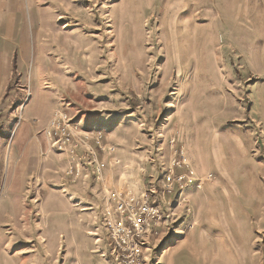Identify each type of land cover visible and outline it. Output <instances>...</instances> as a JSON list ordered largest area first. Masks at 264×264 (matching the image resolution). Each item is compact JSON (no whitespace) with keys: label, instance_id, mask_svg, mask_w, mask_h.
<instances>
[{"label":"rangeland","instance_id":"rangeland-1","mask_svg":"<svg viewBox=\"0 0 264 264\" xmlns=\"http://www.w3.org/2000/svg\"><path fill=\"white\" fill-rule=\"evenodd\" d=\"M60 2L44 85L75 136L27 178L0 165V264H115L107 212L144 191L169 216L146 264H264V0ZM178 160L201 185L161 195Z\"/></svg>","mask_w":264,"mask_h":264},{"label":"crops","instance_id":"crops-1","mask_svg":"<svg viewBox=\"0 0 264 264\" xmlns=\"http://www.w3.org/2000/svg\"><path fill=\"white\" fill-rule=\"evenodd\" d=\"M43 1L46 2L44 7ZM72 1L69 6H77V0ZM48 4L54 8L61 2L0 0V135L6 140L0 147V165L5 163L11 176L14 166H19L26 178L38 172L43 159L51 153V137L46 131L61 101L60 96H56L59 89L54 91L53 84H44L46 78L53 83L56 79L59 86L62 81L58 74L46 75V40L51 36L50 26L54 28L58 21H54V15L51 19L48 9H44ZM67 19L68 22L77 21L70 14ZM49 88L54 90L48 91ZM198 232L196 228L192 240L205 238ZM183 255L181 253V259Z\"/></svg>","mask_w":264,"mask_h":264},{"label":"built area","instance_id":"built-area-1","mask_svg":"<svg viewBox=\"0 0 264 264\" xmlns=\"http://www.w3.org/2000/svg\"><path fill=\"white\" fill-rule=\"evenodd\" d=\"M71 124V119L63 109L56 108L53 111L46 132L47 136L51 133L61 135L63 140L60 138L55 141L57 147L68 141V136H75L73 130L76 127L72 129ZM181 164L185 163L179 160L173 162L172 168L165 175L161 195L171 193L176 182L181 184L185 181L183 187L189 183L200 187L201 180L194 177L190 168L186 175L175 174L173 168L180 167ZM74 172L77 173L78 170L75 169ZM70 173H73L71 169ZM116 197L117 218L108 211L105 223L109 233L110 258L115 264H146L147 239L152 233H156L157 227L166 222L169 216L162 208V203L149 200L145 191L138 195L118 193Z\"/></svg>","mask_w":264,"mask_h":264},{"label":"bare ground","instance_id":"bare-ground-1","mask_svg":"<svg viewBox=\"0 0 264 264\" xmlns=\"http://www.w3.org/2000/svg\"><path fill=\"white\" fill-rule=\"evenodd\" d=\"M126 10V9H125ZM248 9H245V13H248V11H247ZM123 13H125V12H123ZM234 13V12H233ZM143 16V15H142ZM241 16H242V10H240L239 11V14L237 15V21H236V23L237 22H239L240 21V19H241ZM247 16V15H246ZM232 17V16H231ZM230 17V18H231ZM248 17V16H247ZM164 20V19H163ZM167 21H169V19H167ZM231 21V20H230ZM181 22V21H180ZM225 22V21H224ZM183 23V22H182ZM224 24V23H223ZM181 26V25H180ZM170 27V26H169ZM187 27V26H186ZM181 29V28H180ZM223 29V28H222ZM251 29V28H250ZM190 34H191V32H190ZM182 39V38H181ZM184 44V41H183V39H182V41H181V44ZM252 44V43H251ZM171 47V46H170ZM173 48V47H172ZM175 48V47H174ZM253 52V51H252ZM175 58V57H174ZM175 60V59H174ZM255 60V59H254ZM198 68V67H197ZM179 69V68H178ZM193 71V70H192ZM192 78V77H191ZM219 83V82H218ZM255 101V100H254ZM253 101V102H254ZM256 102H258V100L256 101ZM257 104V103H256ZM259 104V103H258ZM254 108V107H253ZM257 108H258V106H257ZM259 112V111H258ZM261 114V113H260ZM258 116H259V114H258ZM230 138V137H229ZM228 139V138H227ZM237 144H238V146H240V147H242L243 148V146L239 143V142H236ZM236 145V144H235ZM222 147V146H221ZM220 146L219 147H217V149H218V153H217V155H215V157H216V159L218 160V162H219V160L221 161V153H220V148H221ZM235 147V146H234ZM223 148V147H222ZM224 153H226V152H224ZM223 153V154H224ZM224 156V155H223ZM201 158H203V157H201ZM226 158V157H225ZM227 160L226 159H224V160H222L221 161V163H222V167L224 168V166H225V162H226ZM207 163V162H206ZM219 168V167H218ZM227 168V167H226ZM225 170H227L228 171V169H225ZM224 172V171H223ZM238 189V188H237ZM208 199V198H207ZM6 209V208H5ZM214 215V214H213ZM235 240V239H234ZM2 261V260H1ZM8 260H6L5 262H7ZM2 264V263H1ZM6 264V263H5Z\"/></svg>","mask_w":264,"mask_h":264}]
</instances>
